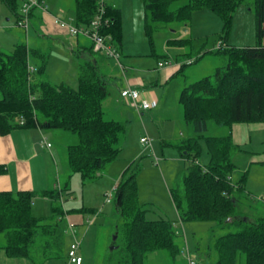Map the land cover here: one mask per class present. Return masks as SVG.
<instances>
[{
  "label": "trees",
  "instance_id": "trees-1",
  "mask_svg": "<svg viewBox=\"0 0 264 264\" xmlns=\"http://www.w3.org/2000/svg\"><path fill=\"white\" fill-rule=\"evenodd\" d=\"M3 1L11 10L17 5V0ZM243 1L142 0L145 30L151 35L170 23H187L194 11L203 8L222 18L228 30L236 8ZM106 4V17L111 24L101 32L112 37L120 52L121 9ZM36 10L31 11L30 18L35 17ZM98 10V0H75L74 23L89 26ZM255 12L258 44L236 48L222 41V48L214 54L226 58L227 64L217 68L213 75L184 87L179 97L184 121L194 127L197 136L177 145L187 165L183 194L172 197L177 210L183 209L182 213L179 211L182 222L217 221L238 227L236 232L216 239L217 264H238L241 257V264H264V216L256 220L237 219V203L246 192L247 176L234 181L236 165L232 160L233 150L241 151L233 140V126L264 123V0H255ZM85 51L93 57L97 54L93 45ZM31 54L26 44L16 45L9 54L0 49V135L28 128L55 129L71 133L76 142L67 149L71 174L63 186L59 183L58 188L41 193L0 191V235L5 239L0 249L8 257L18 259H33L32 249L40 237L50 238L45 244L60 249L65 246L66 230L60 222L65 216L76 214V210L65 212L62 207V203L72 196L70 178L79 174L83 184L96 179L121 153L119 145L126 133L124 122L106 119L104 104L111 96L110 80L101 73L97 59L79 65L78 88L75 90L65 84L54 85L39 79L46 73V61L37 68V75H34L36 70L30 72ZM203 56L182 60L177 75L185 71L186 61H197ZM210 124L226 127L227 134L206 135ZM203 143L209 155L205 165L200 163ZM5 172L6 167L0 165V175ZM138 191L136 174L121 180L114 189L116 211L122 217L115 237L123 243L122 264H145L148 255L161 251L174 254L178 251L175 237L183 236L174 222L148 220L139 204ZM37 197L51 200L53 215L59 216V221L53 223V217L46 219L33 215ZM113 246L120 248L117 241ZM58 257L56 252L45 259Z\"/></svg>",
  "mask_w": 264,
  "mask_h": 264
},
{
  "label": "rangeland",
  "instance_id": "rangeland-1",
  "mask_svg": "<svg viewBox=\"0 0 264 264\" xmlns=\"http://www.w3.org/2000/svg\"><path fill=\"white\" fill-rule=\"evenodd\" d=\"M108 1L109 3L115 1L120 6L124 20L121 53L119 52L121 59L118 66L113 60L104 64L99 58L100 55L105 56L103 53H97L98 55L92 60H98L101 73H105L110 80L109 89L113 98L111 100L109 98L104 104L106 119L124 122L126 133L119 145L124 150L96 179L83 184L79 174H73L70 178L69 188L72 196L62 203V207L65 212L76 210V214L71 216L80 215L86 220L82 227L74 226L76 238L79 242L82 241L81 253L85 257L86 264L123 263V243L121 239H115L118 236V227L122 224V217L116 211L114 197L111 203H107V198L114 193L116 184L136 174L139 204L145 210L146 218L174 222L175 228L183 233V236L175 237L178 247L176 253L161 251L148 255L145 264H189L186 257L188 253L198 264H217L219 256L215 248L216 239L227 233L236 232L238 227L217 221L182 222L179 218V211L182 213L183 209L177 210L175 198L183 194V179L186 175L184 169L187 162L183 160L177 145L189 137L197 136L194 127L184 121L179 96L184 87L213 75L217 68L227 64L226 58L214 54L218 51L220 42H227L228 45L236 48L255 47L258 44L255 0H244L236 8L228 30L225 29L222 18L203 8L194 11L189 22L170 23L164 29L155 30L151 35L145 30L142 0ZM45 2L49 12L62 15L60 17L53 15L52 19L69 20L67 18L75 17V0ZM23 6L24 0H17V5L11 10L3 0H0V49L9 54L14 51L16 45L26 44L32 52L29 62L36 70L34 75H37V68L46 61V73L44 72L39 79L54 85L65 84L76 90L79 65L86 63L75 53L77 39L66 32L49 34L45 37V26L34 18H30L31 22L26 30L21 26L25 17ZM201 55H204L201 59L186 66L183 74L172 79L167 86L162 85L156 69L158 63L165 65V61H168L174 65L178 73L182 60L198 58ZM122 68L127 72L125 73ZM127 73L143 82L144 87H139L140 93L155 95L151 99L154 104L153 109L146 111L144 116L130 107L125 114L127 106L125 108L123 102L119 103L120 98H123L120 93L118 94V87L121 83H125ZM116 98L118 99L115 100ZM126 104L132 106L129 101H126ZM246 127L253 129L248 134V143L240 145L241 151L232 152V160L236 165L234 181L237 182L244 175L247 176L246 192L237 203L236 215L237 219L249 217L256 220L264 216V197H260L264 196L262 193L264 192V123ZM17 131H30L32 138H36L41 157L34 164H38L40 170L45 168L46 180L52 172L54 178L52 177L51 183L56 188L59 183L63 186L71 174L67 162V149L76 142V137L69 132L55 129L39 131L28 128ZM227 132L226 127L210 124L206 135L223 136ZM144 137L150 139L154 148L145 149L141 146L140 139ZM43 138H48L47 142L53 144V148L42 146ZM41 147L50 151L44 152ZM208 162L207 147L203 143L200 163L205 165ZM34 203L35 207L32 211L34 216L46 219L53 217V223L60 220L59 216L53 215L51 202L37 197ZM81 210L86 212L80 213ZM89 221L93 224L90 225ZM60 224L66 230L65 246L60 249L55 245L45 244L50 238L40 237L32 249L33 259H30V262L70 264L68 246L74 237L71 228L65 225V220ZM114 241L118 242L120 248L113 246ZM4 244L5 239L0 235V246ZM0 251L4 250L0 249ZM56 252L59 253L58 258L45 259V256H53ZM241 263L242 257L238 261V264Z\"/></svg>",
  "mask_w": 264,
  "mask_h": 264
},
{
  "label": "crops",
  "instance_id": "crops-1",
  "mask_svg": "<svg viewBox=\"0 0 264 264\" xmlns=\"http://www.w3.org/2000/svg\"><path fill=\"white\" fill-rule=\"evenodd\" d=\"M45 1H47V0H45ZM107 3L109 5L120 8V6L118 4H116L115 1H113V3H111V2L109 3V1L107 0ZM34 14H35L34 19L37 22H39L41 25L45 26V33H46L45 37H48L49 34H59V33L64 32L63 30L59 29L58 27H56L53 24V19H52L53 15H56L59 17L62 15L57 14L56 12L42 13L40 10H36V12H34ZM67 19H74V18H67ZM122 22H123L122 26L124 29V20H122ZM73 38H76L78 41L77 42V48L75 49L76 55H78V57L80 59H83L85 62L91 61L93 58V55H90L88 52L85 51L86 48L92 47L91 40H89L83 36H78V37H73ZM119 51L121 53V48ZM78 52H80V55L78 54ZM95 55H98V54H95ZM99 58L102 60V62L104 64H105V62L110 63L113 60L114 63L118 66V62L113 58L105 57L102 55H100ZM120 59H121V55H120ZM122 69L125 73L127 72L126 70H124V68H122ZM156 69H157V72H158V75L160 78V82L164 86H167L168 83L172 79H174L178 76L177 75L178 73H176V69L172 63H169V65H163L162 67H160L159 63H158ZM125 77H126L125 83H121L122 85L120 84L118 87V94L120 93V91L122 89H125L127 87H131V88L136 89L138 91H139V87H142V86L144 87L143 82L140 80H137L134 75L127 73ZM126 85H127V87H126ZM168 88L169 87H167V89ZM140 94H141L143 99H146L149 102L152 101L151 100L152 97H155V95H152V94H149V95L146 93L145 94L140 93ZM180 94H181V92H180ZM112 98L113 97L111 94L110 100ZM118 98H120V96H118ZM118 98H116L115 100H117ZM122 102L125 104L124 105L125 108L127 106V111H125V114H127L128 110H130L129 107L134 109L132 106L126 104L125 100L120 98L119 103H122ZM151 104H152V108L150 110H152L154 107L153 106L154 104L152 102H151ZM159 105H160V102H159ZM145 113L146 112L142 113L141 116H144ZM153 119L156 121L155 118H153ZM249 125H254V124H246V125L245 124H236L233 126V128H232L233 140H234V143L237 144L238 146L242 145V143H248V141H249L248 140L249 139L248 134L253 130L250 127H246ZM241 126H245V127H241ZM241 128H244V129H241ZM35 129H37L39 131L41 130L39 128H35ZM245 136H247V137L245 138ZM189 138H192V137H189ZM141 139H140V143H141ZM164 142L165 141H163V143ZM163 143H162V145H163ZM141 146L143 147L142 144H141ZM52 148H53V144H52ZM125 148H126V146H125ZM152 148H154L153 145H152L151 149ZM41 149H43L44 152L50 151L48 149H45V147H41ZM44 154H46V153H44ZM155 154H156V152H155ZM40 157H41V153L39 152L38 144H36V138H32L30 131H21L20 132V131L15 130V131L11 132L9 135H6V136L0 135V165H4L6 167L5 174L0 175V191H12V192L32 191L35 193H41V192L46 191V190L55 189L56 186L53 185V183H51L52 177H53L52 172L49 173L48 180H46L45 179V168L40 170L38 168V164H34ZM44 167H45V164H44ZM59 173L61 174V170H59ZM57 177L60 178L59 175H57ZM57 177L55 179H57ZM58 181H59V179H58ZM117 185L118 184H116V186ZM116 186H115V188H116ZM262 193L264 194V192H262ZM250 195H252V194H250ZM260 197H264V196H260ZM41 199L47 200L48 202H51V200L48 198H41ZM34 207H35V203L33 204V210H34ZM72 215H74V214H72ZM77 216L78 217H72L71 215H67L65 220H67V222H69L70 224L82 227V225L84 223H86V220L84 217H82L80 215H77ZM71 243H70V245H71ZM69 246H68V249H69ZM81 250H82V241H81L80 254L84 260L83 264H86L85 257L82 255ZM3 252L4 251H0V264H36V263L30 262L29 258H19V259L18 258H10L7 256V254L5 252L4 253Z\"/></svg>",
  "mask_w": 264,
  "mask_h": 264
},
{
  "label": "built area",
  "instance_id": "built-area-1",
  "mask_svg": "<svg viewBox=\"0 0 264 264\" xmlns=\"http://www.w3.org/2000/svg\"><path fill=\"white\" fill-rule=\"evenodd\" d=\"M99 2V10L95 17V19L90 23L89 26L86 25H76L73 19L64 20L62 18H53V24L59 29L66 32L71 37L83 36L91 40L93 45V50L96 53H103L106 57L113 58L117 62L120 60V54L118 50L115 48L113 44V39L110 35L102 34L101 30L105 27H108L111 24V20L106 17L107 4L106 0H98ZM33 9L40 10L43 13H49V7L45 0H24L23 11L25 17L22 19L21 26L28 30L31 19L30 13ZM222 43L218 44V49L222 48ZM195 63V59H189L186 61L187 65H192ZM165 65H169V63H165ZM160 67L163 66L162 63L159 64ZM35 68L29 64V71L33 72ZM121 97L129 101L134 109L142 114L152 108L151 102L146 99H143L140 91L133 89L131 87H127L120 91ZM141 144L146 148H151V141L148 138H142ZM42 146L52 148V144L47 142L46 138H43L41 142ZM114 197V193L110 194L107 198V203H111ZM67 216L64 217L63 220L66 219ZM92 221H89V224H92ZM65 225L71 228L72 236L75 238L71 243L68 249V260L70 264H83V257L80 254L81 242L76 239L77 233L74 231L73 224H70L65 220ZM189 264H196V262L191 259L189 253L186 255Z\"/></svg>",
  "mask_w": 264,
  "mask_h": 264
},
{
  "label": "water",
  "instance_id": "water-1",
  "mask_svg": "<svg viewBox=\"0 0 264 264\" xmlns=\"http://www.w3.org/2000/svg\"><path fill=\"white\" fill-rule=\"evenodd\" d=\"M116 239V238H115Z\"/></svg>",
  "mask_w": 264,
  "mask_h": 264
}]
</instances>
